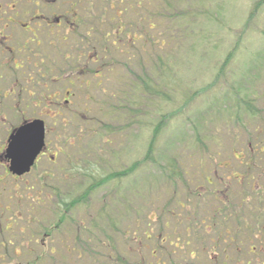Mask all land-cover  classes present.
<instances>
[{
    "label": "trees",
    "instance_id": "trees-1",
    "mask_svg": "<svg viewBox=\"0 0 264 264\" xmlns=\"http://www.w3.org/2000/svg\"><path fill=\"white\" fill-rule=\"evenodd\" d=\"M92 1L89 0L91 40L87 39L84 31L81 37L77 36L74 60L72 61V55H69L70 46H67L66 51L62 52L60 62L62 78H69L72 74L75 79L81 76L80 80H83L78 86L74 85V89L78 91L81 83L85 85V93H90L86 94L88 104L75 110L77 115L74 116L71 103L64 105L62 101L60 129H66L72 122L78 125L74 134L61 131V134L54 133L53 137H62V143L56 148V158L60 157V164L54 170L43 169L42 175L37 178V203L27 201L13 208L12 190L4 196L6 203H3L1 212H8L7 215L12 217L11 220H6L12 227H0V237L6 240L7 245L1 253L6 257L8 253L13 255L16 258L14 264H43L50 261L51 256H55L56 261L63 264H70L73 258L76 259V264H80L81 260L88 262L91 254L94 255V260L88 264H261L256 258L260 252H264V204L258 205L253 213L249 211L250 206L254 208L255 203L264 200V181L261 177L264 178V171L261 172V167L264 169V151L260 153L261 144H258L259 147H255V150L251 146L247 147L245 159L241 161V172H236L235 168L228 169L230 157L227 158L226 151L225 155H221L223 151L217 149L218 138H192L187 145L189 154L186 158L173 155L162 161L156 157L158 161L153 151L156 149V137L164 120L160 119L153 128L152 139L147 144L140 162H132L127 167L116 155V150L114 151L116 139L123 133V126H117L122 121L121 116H126L129 112L134 113L129 110L132 108L130 105L143 108L149 100L153 102L154 99H160L169 102L173 98V93L178 88V72L166 48L187 38L186 34L199 17L190 15V9L182 8V0ZM197 1L200 4L197 7L205 8L204 0ZM139 4L142 7L155 6L156 11H136V6L140 7ZM74 5L77 7V26L87 25V6L86 9L82 6L80 12L77 0H72L70 6ZM104 5L109 8V15ZM203 8L198 9L197 13L203 15L206 12ZM154 30L163 38L153 39ZM79 33L77 29V35ZM153 46H157L161 54L148 55V49ZM84 57L86 59L82 60ZM120 59L124 60L123 63L116 66L115 61ZM88 62L92 63V69L87 68L91 67ZM96 62L98 63L94 65ZM115 67L122 70L117 76L110 77L112 87H100L102 74L107 75ZM221 70L222 65L218 73ZM90 74L98 79L92 82L88 79ZM90 84L92 88L87 90ZM93 89L100 90V95H95L97 101ZM73 94L80 95L75 93V90ZM252 99L239 97L236 100V105L241 106L251 117L258 115ZM91 106L96 108L97 112L92 117L86 113ZM50 125L53 126V118L50 119ZM262 139L264 138H260V141ZM247 144L253 145L255 142L249 138ZM69 145L71 147L67 151ZM56 161L50 162L57 164ZM144 165H154L153 168L160 170L164 188H171L169 197L172 199L169 202H178L173 209L167 208V202L161 210L150 208L146 216H149V220H152L150 217L154 213L165 216L160 219V225H172V232L181 230V234L152 236L148 234L151 231V227L147 226L149 220L145 221V228L140 220H136L135 224H141L140 229L143 230L138 234L140 237L126 235L128 226L119 236L117 248L110 247L111 238L107 237L95 243H102L104 246V249H99L101 254L95 256L97 246L84 250L82 245L89 247L91 241L86 240L88 228L83 225L86 218L74 219L75 211L84 213L91 209L94 195L101 188L111 184L116 189L123 180ZM257 165L260 167H256ZM252 173L261 175L263 183L258 182L257 177H251ZM193 181H201L200 187L191 190L194 199L190 202L181 201L178 189L185 188L190 192L188 183ZM231 182L234 189L230 187ZM31 185L30 188L33 187V184ZM236 185L239 186L238 190ZM17 198L20 199L21 196ZM155 199L158 200V197ZM104 202L101 200L105 205ZM201 202L204 203L203 210L199 207ZM104 208L99 210L102 214L95 213L98 218L96 220L108 219ZM243 208L247 210L246 216L239 212ZM187 215L200 216L187 220L184 218ZM107 227L98 226L102 231ZM66 229L67 233L64 232ZM99 229L97 231L100 232ZM161 229L163 228H160V232ZM255 236H259V240H256ZM65 237H70L66 243L76 248L74 257L70 255L67 245L61 243ZM140 239L145 240L140 243H149L150 248L145 257L135 262V259L131 260L134 256L129 254L127 248L139 243ZM154 239V245L150 244ZM189 239L193 242L190 243ZM57 240L60 245L54 249L53 243ZM72 240L76 242L73 243ZM0 243L4 244V241ZM10 243L14 254L9 250ZM138 255L139 253L136 257ZM63 257L64 262H61ZM148 258L150 262L146 260ZM2 261L0 260V264H4Z\"/></svg>",
    "mask_w": 264,
    "mask_h": 264
},
{
    "label": "rangeland",
    "instance_id": "rangeland-1",
    "mask_svg": "<svg viewBox=\"0 0 264 264\" xmlns=\"http://www.w3.org/2000/svg\"><path fill=\"white\" fill-rule=\"evenodd\" d=\"M5 1L0 0V4L3 6L2 14L0 12V16L3 15L2 20H0L2 22L4 21V16L9 13L3 11L6 9L4 5ZM182 1L180 6L185 9H190V15L193 14L199 17V19L186 34L187 38L177 44H170L166 48V52H168L169 58L178 72V79H176L178 88L174 91L173 98L169 102L154 99L153 102L149 100L143 108L137 107V105H130L132 108L127 109L134 111V113L129 112L126 116H121L122 121L117 126H123V133L116 139L114 151L116 150V155L119 156L123 165L127 167L132 162H140L146 151L147 144L152 139V131L155 124L160 119H164L162 127L156 137V149L153 151L156 160H158L156 158L158 157L159 160L165 161L168 156L173 155H179L183 159L186 158L189 154L187 145L192 138H218L217 149L223 151L221 152L223 155H225L226 151L227 158L230 157L229 159H231V162H228V164L231 168H234L231 164H236L237 162L230 155V149L232 148L234 150V144L231 143V138H241L242 140L244 138H252L256 144L260 143V138H264V0H204L205 8L197 7V5L200 6L197 0ZM71 2L72 0H60L56 6L60 8L61 12L68 8H74L76 10V5L74 7L70 6ZM77 4H79L80 12H82V6L85 7L84 9L87 6L88 18L85 19V22L90 24L91 12L89 11V0H77ZM17 6H21V4L19 3ZM104 6L108 13L109 8L106 5ZM137 7L138 5L136 6V11L140 10L143 13H154L156 11L155 6ZM200 8L206 10L203 15L197 13V10ZM142 12H140L141 15H143ZM85 26L88 25L82 26V33H84ZM152 36L153 39L163 38L162 35H157L156 30L152 32ZM157 53L161 54L157 46L148 49V55L150 56H156ZM69 55L75 56L71 52ZM73 57L72 61L74 60ZM83 59H86V57ZM123 61V59L115 61L116 66L122 64ZM59 62H62V59L59 58L57 63L52 64V72L59 66ZM97 63H94V65ZM88 64L91 67L87 66V68L92 69V63L88 62ZM221 65L222 70L218 73ZM121 70L122 68L115 67L107 75L103 73L101 76L103 81H101L100 87H112L110 77L112 75L117 76ZM92 74L89 75L88 79L93 82L98 78L94 75L92 77ZM80 78L81 76L79 75L77 79H74L76 86L83 80H80ZM84 87L85 85L81 83L78 91L72 89L80 95L76 96L73 94L71 97H68V95L65 96L62 91L64 88L61 87L60 89L62 92L60 94L61 99H68L72 102L70 107L74 116L77 115L75 110L81 109L82 105L84 107V105L88 104L86 94L90 93H85ZM91 88L92 85L90 84L87 90ZM92 92L94 96L100 95L99 89H93ZM239 97L253 98L252 100L258 110V115L251 117L243 111L241 106L236 105V100ZM95 98L97 101L96 96ZM86 113L91 117L95 116L97 113L96 108L91 106V109ZM133 115H135L134 118ZM8 116L10 117L9 114ZM10 121L14 120L10 117ZM77 125L72 122L66 129L58 130L57 124L55 126V132L58 130V133L61 131V133L65 132V134H74ZM7 128H9L7 122L4 125H0V143L5 139ZM84 128L85 126L82 129ZM55 132L46 135L47 147L53 154L56 153V148L62 143L61 136L55 135L59 138L53 137ZM70 147L69 145L67 151H69ZM56 160L57 164H53L49 161L48 156L43 155L39 157L36 165L28 174L20 177L17 182L12 178L13 208L19 204H25L27 201L37 203L36 197L38 192L36 193L37 188L35 187L37 185V178L42 175L43 169H56L55 167L60 164V157H57ZM153 167L155 166H140L131 176L123 180L116 189L114 185L108 184L94 195L91 209L83 210L84 213L75 211L74 219L86 218L83 223L88 228L85 234L87 236L86 240L89 241L90 239L91 241H89V247L88 245H82L84 250L96 248L97 246L95 256L101 254L99 249H104V246H102V243L99 245L95 243L107 237L111 238V243H109L110 247L117 248L119 246V236L122 235V231L128 226L129 228L127 229L129 230L126 235L140 237L138 234H141L143 230L140 229L141 224H135L136 220H140L145 228V221L149 220V216H146V213L150 208L152 210H161L165 202L169 204L167 208H175V203L178 202L174 200L169 202L172 199L169 197L171 188H164V180L160 170ZM256 167L260 166L257 165ZM263 171L264 169L261 167V172ZM0 172H2L1 168ZM260 176L257 173L251 174V177H257V181L263 183L264 178L261 176L262 181ZM202 179L203 176L201 177V181ZM201 181L188 183L190 192L185 188H179L180 193L178 197L180 200L187 202L193 200L191 190L200 187ZM31 184H33L32 188H30L32 186ZM230 187L234 189L232 182L230 183ZM160 188L164 189L161 190ZM238 188L239 186L236 185V190ZM157 191L158 195H156ZM5 194L6 191L3 194L0 191V222L8 216V212L6 214L1 212L2 203H6L4 199ZM105 194L107 195L104 196ZM20 196L21 198L18 199L17 197ZM157 197L158 200L155 199ZM101 200L105 201V205L101 203ZM261 203L264 204V200L255 203L254 208L250 206L249 211L253 213L258 205L263 206ZM199 207L200 210H203L204 203H199ZM101 208H104L103 211H106L108 215L106 221L96 220L98 218L95 217V213L102 214L99 211ZM239 212L245 216L247 214L245 208ZM198 216L200 215H187L184 218L191 220V218H197ZM247 216L250 218L249 215ZM150 218L152 220H149L147 226L151 227V231L148 234L156 237L160 234L165 236L181 234V230H175L178 232L173 233L172 230L174 228H172V225H160V219L165 218V216L154 213ZM250 220L252 221L253 219ZM95 223L97 224L96 226L94 225ZM0 224H3V222ZM103 225H107L108 227L102 231L98 226ZM160 228H163L161 229L162 232H160ZM67 231L68 229L64 230L66 233ZM71 232L73 233V231ZM68 238L70 237L62 239L61 243L64 246L67 245L70 255L74 257L76 248L66 243ZM255 239L259 240V236H255ZM189 240L190 243L193 242V240ZM72 242L75 243L76 241L72 240ZM138 242L133 247L130 246L127 248L129 254H133L134 256L131 260L135 259V262L145 257L147 250L150 248L149 243H140L145 242V240L140 239ZM154 243L155 239L150 242L153 245ZM59 245L60 241L57 240L53 243V248L57 249ZM3 246L1 245L0 248L2 249ZM10 246L11 243L9 244V250L12 252ZM1 249L0 260H3L2 262L4 264H14L16 258L10 253L6 257L5 254L1 253ZM137 253L139 255L136 257ZM93 256V254L89 256L88 262L81 260L79 263L83 264L84 262V264H88L91 260H94ZM256 259L257 261H261V264H264V252H260ZM146 260L150 262V258ZM61 262H64V257ZM43 264L63 263L56 261L55 256H51L50 261L44 262ZM70 264H76V259L73 258Z\"/></svg>",
    "mask_w": 264,
    "mask_h": 264
},
{
    "label": "flooded vegetation",
    "instance_id": "flooded-vegetation-1",
    "mask_svg": "<svg viewBox=\"0 0 264 264\" xmlns=\"http://www.w3.org/2000/svg\"><path fill=\"white\" fill-rule=\"evenodd\" d=\"M59 1L6 0L4 3L6 9L3 11L9 13L4 16L5 22L0 21V125L7 122L9 128L0 143L2 194L12 189L13 176L5 156L9 134L25 121L38 117L45 120L53 116V130L57 124L59 129L60 68L57 66L51 75L52 64L59 61L61 43H74L82 34V25L77 27L75 9L61 12L56 6ZM19 3L21 6H17ZM2 7L0 4L1 14ZM91 34V25H88L85 31L88 40H91ZM66 92L70 93L68 89ZM8 114L14 121H10ZM234 156L243 158L237 151ZM4 219L9 221L12 217ZM0 227L11 228V224L6 222Z\"/></svg>",
    "mask_w": 264,
    "mask_h": 264
},
{
    "label": "water",
    "instance_id": "water-1",
    "mask_svg": "<svg viewBox=\"0 0 264 264\" xmlns=\"http://www.w3.org/2000/svg\"><path fill=\"white\" fill-rule=\"evenodd\" d=\"M45 127L41 119L20 125L8 137L6 158L9 170L16 175L28 172L45 144Z\"/></svg>",
    "mask_w": 264,
    "mask_h": 264
}]
</instances>
